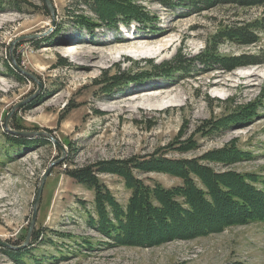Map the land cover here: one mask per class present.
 I'll list each match as a JSON object with an SVG mask.
<instances>
[{"label":"rangeland","instance_id":"374dc122","mask_svg":"<svg viewBox=\"0 0 264 264\" xmlns=\"http://www.w3.org/2000/svg\"><path fill=\"white\" fill-rule=\"evenodd\" d=\"M24 1L23 12L0 10V240L21 246L0 245V264H264V219L151 246L115 243L87 223L89 215L95 217L94 191L67 174L69 167L100 162L201 158L215 171L255 174V185L264 190V78L255 76L252 88H242L235 77L264 66V0H125L137 7V17L114 25L101 21L87 0H50L54 15L45 0ZM118 35L131 44L136 37L175 42L161 55H124L85 71L73 70V58L56 44ZM237 58L243 62H224ZM159 85L173 89L171 103L154 106L153 99L139 109H119L130 101L128 92ZM250 106L258 113L249 123L202 134ZM8 116L11 130L48 135L22 136L36 143L11 148L3 134H14L6 129ZM226 148L244 157L224 164L203 158ZM50 167L34 228L39 237L33 230L22 247ZM133 173L148 184L182 183L169 173ZM99 179L126 205L131 190L120 176L105 172Z\"/></svg>","mask_w":264,"mask_h":264},{"label":"trees","instance_id":"16d2710c","mask_svg":"<svg viewBox=\"0 0 264 264\" xmlns=\"http://www.w3.org/2000/svg\"><path fill=\"white\" fill-rule=\"evenodd\" d=\"M177 1L161 0V3L175 5ZM262 1L231 0L230 2L251 5ZM87 2L99 15L100 20L106 21L109 25H114L120 18L130 20L137 17V7L125 0H87ZM25 6L27 5L24 0H0V10L3 11L23 12ZM82 24L89 29L98 26L96 24L91 26L87 22ZM247 42H254V39H247ZM241 58L227 59L224 62L225 64L231 62L230 65L233 66L242 63ZM171 75L172 73L167 76ZM251 108L252 106L248 107V111L246 110L241 116L219 119L213 124L216 126L202 134L218 133L233 124L251 121L255 117L254 114L258 113ZM207 125V128L213 126L209 123ZM13 128L22 127L13 124ZM3 134L10 147L16 150L36 143V139H27L7 131ZM184 146L183 143L181 148H188ZM243 157L244 153L240 150L226 148L209 152L203 158L224 164ZM133 169L140 172L169 173L180 178L182 183L172 187H165L157 181L148 184L136 177ZM105 172L120 176L126 187L131 190L126 205H122L99 179V175ZM67 174L94 191L95 217L89 215L87 223L115 243L122 245L151 246L175 239H191L222 230L228 225L264 219V190L258 189L255 185L258 182L255 174L231 170L215 171L202 164L201 158L167 160L163 157H153L144 162L139 160L100 162L75 168L69 167ZM36 233L38 232L34 230L33 236L37 239L39 236Z\"/></svg>","mask_w":264,"mask_h":264},{"label":"bare ground","instance_id":"6f19581e","mask_svg":"<svg viewBox=\"0 0 264 264\" xmlns=\"http://www.w3.org/2000/svg\"><path fill=\"white\" fill-rule=\"evenodd\" d=\"M137 38L139 37H136V39H134V43L132 44L128 43L129 38L125 37L122 39V36L119 35L110 38H100V39H95V38L83 39L81 37H77L74 40H65L62 42H57L56 44L61 46L62 50L68 57L73 58L70 64L73 70L85 71V70H89L88 67H99L102 66L103 63L107 64L111 61L117 62L119 61V59L123 58L124 55L141 56L142 54L145 55L160 54V53L162 54L169 46L173 45L175 42L173 37H163L161 40L156 41L154 43L152 41H145V40L141 41L138 40ZM120 39L122 40L120 41ZM112 42H116L114 43L115 45H112L113 44ZM216 74L219 75V73ZM235 74H236L235 77L239 78L241 81L238 84V86L242 88H252L251 85L256 84V82L254 81L256 79L255 76L264 78V66L261 69L260 67H258L256 69L237 71L235 72ZM226 80H232L236 82V80L232 78H228V79L226 78ZM156 88H152L156 90H152L150 88L137 92L135 91L128 92L127 95H129L130 97L131 96H135V97H131V98L129 97L128 100L130 101H127L126 104L118 106L119 109L122 108L124 112H126V110H128L129 108L139 109L142 106L145 107L148 105H152V103H150L149 101L153 99H157V101L153 102L154 106H162V105L164 106L167 103H171L172 97L170 96L172 94L173 89L165 85L164 86L159 85L156 86ZM129 90L127 89V91ZM222 93L223 91L219 90L216 93V95H220ZM128 103H133V104L130 105ZM127 106L129 108H126ZM112 108L113 107H109V109ZM249 122L250 121L240 122L233 125L237 126L241 124H247Z\"/></svg>","mask_w":264,"mask_h":264},{"label":"water","instance_id":"95a60500","mask_svg":"<svg viewBox=\"0 0 264 264\" xmlns=\"http://www.w3.org/2000/svg\"><path fill=\"white\" fill-rule=\"evenodd\" d=\"M46 1V4L47 6L49 7V9L52 11L53 15H54V10L52 9V5H51V2L50 0H45ZM18 70L23 73L24 75L34 79L35 81H37V78L35 77V75H33L32 73L28 72V71H25L24 69H22L21 67L17 66ZM40 83H39V87H40ZM9 117H7L6 119V129L8 131H11L12 133L16 134V135H19V136H34V135H48L46 132H31V131H15V130H11L9 127H8V122H9ZM58 146L60 148H62L61 145L58 144ZM51 173V167L45 171V173L43 174L42 178H41V183L39 185V188H38V191H37V196H36V200H35V205H34V209H33V214H32V220L30 222V225H29V230H28V235H27V239L25 241V243L23 244L22 247H25L27 245V243L29 242L32 234H33V230L35 228V225H36V221H37V216H38V211H39V207H40V203H41V199H42V193H43V190H44V187H45V183H46V180L48 178V176L50 175ZM0 245L1 246H10L8 243L4 242V241H1L0 240ZM10 247H14L15 249L16 248H20L18 246H10Z\"/></svg>","mask_w":264,"mask_h":264}]
</instances>
